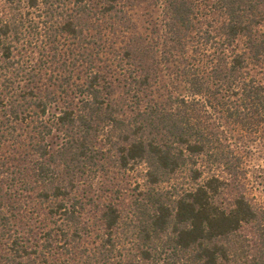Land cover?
Here are the masks:
<instances>
[{
  "label": "trees",
  "instance_id": "1",
  "mask_svg": "<svg viewBox=\"0 0 264 264\" xmlns=\"http://www.w3.org/2000/svg\"><path fill=\"white\" fill-rule=\"evenodd\" d=\"M123 2L0 0V264H264V0Z\"/></svg>",
  "mask_w": 264,
  "mask_h": 264
},
{
  "label": "rangeland",
  "instance_id": "2",
  "mask_svg": "<svg viewBox=\"0 0 264 264\" xmlns=\"http://www.w3.org/2000/svg\"><path fill=\"white\" fill-rule=\"evenodd\" d=\"M130 1L132 2L131 4L134 6H132L130 4ZM135 2H133L132 0H124V5L126 6V10L128 12L127 15H129L128 18H125L124 22H114L112 20H109V22L114 23L113 27L110 28L109 23L105 24L107 25V27L109 26V28L107 29V27L104 28L106 30H112L113 31V37L111 36L110 40L114 43V48L119 52L122 53V47L125 46V44L127 43V41L135 34L136 32V36H142L145 35L146 32L150 31V15H149V11H150V7L148 6L149 2L143 3L144 0H134ZM131 7H130V6ZM255 165H262V161L259 159H255L254 160ZM264 181V180H263ZM257 188V195L259 197V199H261L262 202H264V188H263V184H261L260 186L256 185L255 186Z\"/></svg>",
  "mask_w": 264,
  "mask_h": 264
}]
</instances>
